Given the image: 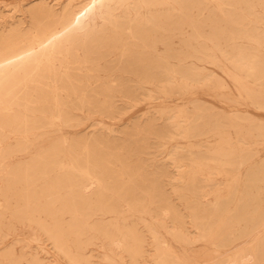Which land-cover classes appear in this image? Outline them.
Segmentation results:
<instances>
[{"label":"rangeland","instance_id":"obj_1","mask_svg":"<svg viewBox=\"0 0 264 264\" xmlns=\"http://www.w3.org/2000/svg\"><path fill=\"white\" fill-rule=\"evenodd\" d=\"M68 1L0 0V48L12 33L29 32L32 18L43 15L42 12L45 14L42 8L55 9L59 13ZM207 1H199L200 8L180 9L175 5L177 0H170L171 5L165 7L170 74L164 85L141 87L126 80L91 77L77 83L81 86L84 83L89 89H81L71 98L58 92L61 94L58 103L45 113L39 109L34 114L29 111L30 107L17 109L19 133L6 130L0 141V264H69L58 255L52 240L40 230L38 232L34 222L27 221L25 213L22 221H18L11 211L15 200L25 196L26 185L31 187L30 206L33 208L39 196L37 207L42 210L46 204V191L42 192L44 185L48 189L51 184L67 180L86 184L89 181L83 173H72L73 168L85 166H90L102 180L100 187H89L92 192L101 188L98 204L93 197L92 203L81 208L83 211L78 219L72 212H66L56 213L55 217L40 214L41 218L37 217L36 221L53 226L57 219L70 230L68 240L74 251L86 257L90 264H155L154 232L180 263L264 264L263 219L259 221L257 231L239 238L243 225L231 226V218H224L225 224L215 236L217 240L227 236L224 231L227 229L231 233L228 240L232 242L220 246L213 238H201L204 223L194 210L195 205L213 210L214 192L224 188L220 177L208 181H213L212 184L205 183L198 166L216 164L204 161V158L217 156L225 150L240 154L247 151L248 157L236 154L244 160V164L236 168L240 193H243L246 175L264 169V0L245 1L249 2L248 9L238 8L239 5L219 9ZM85 3L86 0H73L72 6L81 8ZM120 12L123 13L122 10L113 11L122 15ZM86 22L89 29L85 36L99 35L104 29L99 10L94 11ZM127 43L125 37L118 43H110L106 48L110 56L105 61L116 64L123 60ZM80 46L78 59L83 54ZM193 50L198 52L191 54ZM252 57L257 69L261 70L257 78H249L244 73ZM183 80L188 82L183 84ZM197 115H203L205 119L196 120L193 127L205 135L187 138L188 122ZM210 115L214 118L207 121L206 116ZM221 117H225L224 123L217 121ZM260 129L263 130L261 135ZM15 178L17 181L13 184ZM257 186L252 193L262 196L263 200L257 205L264 212V177L262 182L257 181ZM67 191L64 189L63 193ZM205 192L206 196L202 198L200 194ZM108 200L128 211L107 209ZM22 206L25 212L24 201ZM163 206L171 209V214L176 217L161 216L158 208ZM57 207L59 204L54 205ZM76 222H79L78 226ZM130 230L142 239L143 254L132 259L128 253L118 251L107 261L106 256L112 255L101 232L126 234Z\"/></svg>","mask_w":264,"mask_h":264},{"label":"bare ground","instance_id":"obj_2","mask_svg":"<svg viewBox=\"0 0 264 264\" xmlns=\"http://www.w3.org/2000/svg\"><path fill=\"white\" fill-rule=\"evenodd\" d=\"M72 1L73 0H69L68 4L59 13L55 12L54 11L55 9L52 10L46 7L42 8V10L45 11V14L42 12L43 15H38L32 18V21L30 22L32 23V27L30 28L29 32L22 33L20 31L19 32L17 31L16 33H12L11 35H9L3 41L2 46L0 48V141L3 140L2 134H4L6 130L11 132H17L20 126L17 117L18 108L30 107L29 111L33 112L34 114L39 112V109H41V112L45 113L52 105H56L58 103L57 100L61 96V94L58 92H64L67 97L71 98V96H74V94L81 89L88 90L89 89L88 86H85L84 83H82V85L84 86L77 84L83 79H89L92 77L98 80L99 78H102L101 76H105L110 78L111 80L114 79V81L116 80L120 81L121 79V80H126L128 82L136 83L141 87L147 85L159 87V85H164L166 83L170 71L168 68L169 46L168 43L166 42V36H165L166 26L164 24V21L166 18L165 7L171 5L170 0H86L85 5L82 6L81 8L72 6ZM199 1L201 0H177V3H175V5H177L178 8L180 9L200 8L198 4ZM245 1L247 0H242L240 2L239 0L237 1L208 0L207 2L216 5V7H218L219 9L227 6L232 8L233 6L235 7L236 5H239L238 8L244 6L245 8L248 9L250 7L249 2L244 3ZM112 4L113 6H111ZM250 4H252V2ZM262 5L264 7V4ZM96 10L100 11V17L103 21L104 29L101 32H99V35L91 34V36L89 35L85 36L87 35L86 32L89 29V23L86 22V19L88 17H91L94 14V11ZM115 10H122L123 13L120 12L122 13V15L114 14L113 11ZM130 15H132L133 18ZM42 20L44 22H42ZM121 37L123 38L125 37V39L128 40L127 47L125 48V50H123V54H122L123 60L117 63L114 61L116 64H113L112 61L111 63L110 62L107 63V61H105V58L110 56L109 54L110 52L108 51L109 49L108 50L106 49L107 46L110 43H118ZM79 46L82 47L83 49L82 51L83 54L81 59H78L80 57L78 54V50H80L78 49ZM197 52L198 51L193 50L191 51V54H196ZM254 59L255 58L252 57L250 62L247 63L250 65L249 68L245 67L246 69L244 73L249 78H255V77L257 78L261 73V70L257 69V65ZM56 63L58 64V67L56 66ZM89 73H91V76L89 75ZM193 76L194 75H192V77ZM181 79H178V81ZM183 81H184L183 84H186V82H188L185 80ZM59 83L61 84L60 86L58 85ZM105 85L107 84H104V86ZM190 86L192 85H189V87ZM199 86H201L200 83ZM34 94H36V98H34ZM109 98L111 97L109 96ZM109 100L107 102H109ZM100 108H102V106ZM213 116L212 115H210L209 117L206 116L207 121L214 118ZM33 117L36 118L37 116L33 115ZM224 118L225 117H221L217 121L220 123H224L225 122ZM204 119L205 117L203 115L202 116L197 115V117L190 118L188 122L189 125L186 130L187 138H198L200 136L205 135L202 134L200 131H198V128L193 127V123L196 120H204ZM178 124L179 123L177 122L176 125ZM262 132H263L262 129L258 130V133L260 135L262 134ZM240 139L241 138L239 137V140ZM222 145H226V144H222ZM227 145L231 146L229 144ZM240 153L241 152H235L233 150L221 151L220 154L217 153V156L204 158V161L211 162L216 165L198 166V170L201 176L203 177L205 183L212 184L213 181L212 183H209L208 181L215 179V177H220L221 179L220 181L223 182L224 184V188L222 191L214 192V200L212 199L214 201L213 210L209 211L205 209V207L200 208L197 205H195L194 207V210L199 214L200 221L204 223V227L202 228L200 234L201 238L203 239L213 238L217 242L216 244L220 246H226L227 242H232L228 240L229 235H231V233L229 234L227 232V229H224V231H226L227 236L224 237L221 236L222 238L220 240L219 239L217 240L215 236V234H218L216 232H218L224 226L225 224V221L223 220L224 218L226 217L231 218V220L233 221V223L230 224L231 226H233L234 224L243 225V229H242L243 232H241V234L238 236L239 238L240 236L242 237L250 232L257 231L256 229L258 228L257 226L260 223L259 222L260 220L263 219V223H264V212H261L258 209V205H257V202L263 200V198L262 196L259 195V193L255 195L252 193V190L257 189L258 187L257 181L262 182V179L264 177V169L258 172H252L251 174L248 173L244 181L245 185L244 188L242 189L243 193H240L237 185L239 175L237 173L238 169L236 168L243 165L244 160L242 157H238L236 154L244 155L248 157V152L245 151L243 152V154ZM249 154H251V152H249ZM235 165H237V167ZM187 168L185 167V169ZM72 171H73L72 173L75 172L83 173L84 177H87L89 182L85 184L76 181L71 182L73 180H67L65 182H57L55 184H51L48 189L46 188V185H44L42 187V192L46 191V194H44L46 198L45 201L46 204L44 208H42V210H39L37 207V203H39V196L33 208L30 206L31 195H32L30 193L31 187L29 185H26L25 196L24 197L21 196L15 200L16 204L13 210L11 211V214L14 219L18 221H22V218L25 213L27 216V221L34 222L38 227L37 231L40 230L41 233L43 232L50 240H52L53 247L58 253V255L64 258L63 260H66L69 264H80V263L90 264V262L86 257L74 251L70 241L68 240V233L70 232V230H66L62 225H60L57 219L55 221V224H53V226H46L41 221H36L37 217L41 218L40 214H46L47 216L55 217L56 213L64 214L66 212H72L73 214L76 215L75 218L78 219L80 217V213H81L80 211H83L81 208L92 203L93 201L91 200L93 197L96 199L95 203L98 204L97 203L98 200H100V197H102V191L100 190L101 188L98 189V191L96 192H92L91 190L92 188L91 189L89 188L90 186H94V185L100 187L102 180L98 177L97 173L94 170L90 169V166L73 168ZM44 179L42 180L44 181ZM16 181L17 178L12 180V183L15 184ZM64 189L68 190L67 193H63ZM142 192H144V190ZM200 196L202 198L205 197L206 192L205 194L201 193ZM22 200L24 201L26 206L25 212H23ZM142 200L144 201V199ZM56 204H59V207L54 208V205ZM230 206L232 207L230 208ZM105 207L112 211L115 210L118 211L124 210L125 212L128 211L126 208L124 209L123 206L122 207L115 206L110 202V200L106 202ZM134 208H136V206ZM158 209L160 211V215L163 217H172V218L176 217L174 214H171L172 213L171 209L165 208L164 206ZM118 213L119 212H117V214ZM151 213L153 214L152 211ZM35 214L37 216H35ZM78 224L79 222H76V226H78ZM173 225L176 224L174 223ZM118 234L110 233L106 231L101 232V235L105 238L107 242L106 245L108 244V248L110 249L108 251H110L112 255L111 257L106 256L107 261L112 260V257L115 256L117 254L116 252L118 251L125 252V254L128 253L132 257V259H134L135 257H140L143 254L142 239L137 235L135 231L130 230L126 234H120V233ZM153 238L156 241V246H157V250L153 258L155 264L182 263V262L180 263L179 261L180 259L177 260V257H173L172 254H170L169 252L170 248L168 249L167 247L164 246V243L159 239L158 233L154 232ZM81 240L82 239H80V241ZM235 263L236 262L221 261L216 264H235ZM35 264H37V262Z\"/></svg>","mask_w":264,"mask_h":264}]
</instances>
